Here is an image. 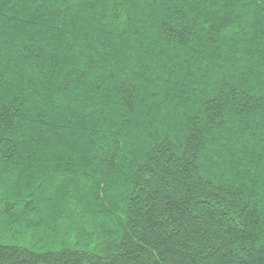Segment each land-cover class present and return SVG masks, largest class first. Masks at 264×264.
I'll use <instances>...</instances> for the list:
<instances>
[{
    "label": "trees",
    "instance_id": "trees-1",
    "mask_svg": "<svg viewBox=\"0 0 264 264\" xmlns=\"http://www.w3.org/2000/svg\"><path fill=\"white\" fill-rule=\"evenodd\" d=\"M0 264H264V0H0Z\"/></svg>",
    "mask_w": 264,
    "mask_h": 264
}]
</instances>
